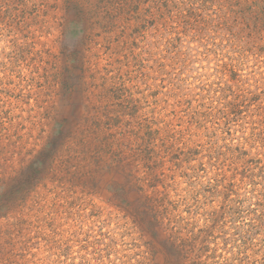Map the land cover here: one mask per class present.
Here are the masks:
<instances>
[{
	"label": "trees",
	"instance_id": "obj_1",
	"mask_svg": "<svg viewBox=\"0 0 264 264\" xmlns=\"http://www.w3.org/2000/svg\"><path fill=\"white\" fill-rule=\"evenodd\" d=\"M232 12L237 22L251 29L246 32L234 22L232 29L238 30L233 31L209 24L211 20L205 19L206 15H215L223 24L229 25V21L233 22ZM192 17L203 18L204 26H189ZM127 21L129 25H123ZM32 25H40L45 34L39 35L47 39L54 30L59 31V52L54 53L46 47L47 43L42 50L49 56L54 72L46 74L47 95L36 102L42 109L41 117L47 121L52 119L56 86L65 91L73 85L84 98L88 97L87 108L93 114L95 107L96 110L107 108L90 118L83 117L70 129L63 121H55L51 125L52 136L41 152L48 151L49 157L52 152L58 153L59 159L53 156L43 167L44 185L47 188L48 183H53L59 189L55 208L71 211L74 206L81 209V196L104 168L123 178L125 173L130 176L132 171L137 172L132 161L135 154L127 153V146L128 138L138 129L134 119L142 98L139 97L141 92L136 90V76L129 65L130 59L123 54L127 76L121 64L122 71L109 79L105 95L101 90L104 84L92 90V94L100 98L102 104L99 106L93 104L90 94L86 96L88 82H83L81 73L74 72L80 69L79 62L90 47L93 31L113 32L123 27L125 34L135 30L147 34L149 29H155L156 66L163 65L162 69L166 58L163 53L181 42L189 27L198 33L209 30L218 35V31L223 33L229 43H218L222 52L218 54L213 81L186 89L183 88L184 78L178 74L162 97L156 89V107L165 103L156 112L167 110V105L172 109L167 112L170 120L164 124L156 116V133L148 127L147 138L151 142L156 138V204L153 203L151 208L152 211L156 209V222L160 228L171 227L173 233L169 240L174 246L185 247L188 253L198 252L201 262L211 260V264H224L217 260L223 259V254H218L219 248L213 249L210 245L217 243L218 240L210 237L219 232L224 234L223 249L232 242L238 247L237 252L232 248L225 249L232 253L226 258L227 264H250L241 248L248 244L246 235L250 229L242 230L238 224L233 237H228L225 231L228 224L220 226L219 221L225 216L234 224L240 218L247 219L248 215L260 211L264 214V46L258 42L264 38V0H62L51 7L40 0H0V30L14 34L16 44L20 31L31 29ZM35 31L39 32L38 29ZM19 39L29 41L30 37L25 35ZM126 43L128 48V39ZM113 45L114 41L106 46L108 49L102 45L108 58L114 50ZM17 55L19 57V52ZM195 137L206 140L199 142ZM54 161L59 163L55 168L52 167ZM44 163L41 160V165ZM153 200L150 197V201ZM184 214L188 216L184 217ZM6 216L9 215L1 214L0 219ZM199 217L204 219L201 226L196 225ZM14 218L19 217L14 215ZM80 220L84 225L83 214ZM251 220L252 223L247 225L256 228L258 218ZM22 223L18 219L0 226ZM102 229L98 231L102 237L96 238V244L109 240L105 244L114 247L119 243ZM7 231V234H13L10 226Z\"/></svg>",
	"mask_w": 264,
	"mask_h": 264
},
{
	"label": "rangeland",
	"instance_id": "obj_2",
	"mask_svg": "<svg viewBox=\"0 0 264 264\" xmlns=\"http://www.w3.org/2000/svg\"><path fill=\"white\" fill-rule=\"evenodd\" d=\"M40 1L46 2L50 7L56 5V2L62 3V0ZM230 18L233 22L229 21V25H226L215 15L205 16L206 20H211L209 24L226 27L229 30H238L232 29L234 22L246 32L251 29L237 22L233 12ZM250 21L254 22L252 19ZM127 23L128 21L123 22V25L126 26ZM195 25L204 26L203 18L192 17L189 26L195 27ZM123 29L119 27L113 32L100 29L93 31L89 38L90 47L86 50L83 60L79 62L80 69L74 72L81 73L83 82H88L86 96L90 94V100L99 106L102 104L99 102L100 98L94 96L92 90L104 84L101 90L105 95L108 92L109 79L115 73L122 71L121 64L127 76V67L124 64L126 56L124 57L123 54L130 59L129 65L136 76V90L141 92L139 97L142 98L134 119L138 129L128 138L127 146V153L135 154L132 161L137 172L132 171V176L125 173L123 178L104 168L98 174V179L88 185L86 194L81 196L79 200L83 202L81 209L79 206H74L73 211L67 208H55L54 203L57 201L55 196L59 189L55 188L53 183H48L47 188L44 185L46 175L43 167L53 156L59 159L58 153L52 152L49 157L48 151L44 154L41 152L46 141L52 136L51 125L55 121H63L66 128L70 129L83 117L92 116L93 113L87 108L90 101L88 97L84 98L82 93L77 92L73 85L71 89L65 91L56 86L52 119L49 120L52 123L49 124V121L41 117L42 109L36 102L42 101L45 94L47 95L46 74L54 72L49 56L42 53L44 43H47L46 47H50L54 53H58L59 31L54 30L50 39H47L40 37L39 34H45L40 25H32L31 29L19 33V38L27 35L30 37L29 41L18 38L16 44L14 34L0 30V215H9L0 219V225L6 222L14 223L18 219L23 222L18 226L11 224L0 226V264H211L213 262L210 260L203 263L198 258V252L188 253L185 247L174 246L169 240V235L173 233L171 227L166 230L157 224L156 209L152 211L151 208L153 203L156 204V138L151 142L147 138V133L148 127H152L156 133V116L163 120L162 124L171 118L167 113L172 109L169 105L167 110L156 112L165 104L163 102L156 107V89L159 92L158 96L162 97L163 92L178 74L184 78L183 88L186 89L213 81L215 77L212 74L215 73L216 64L219 62L218 54L222 52L218 43L227 44L229 40L224 39L221 31H218L220 35L210 30L198 33L189 27L183 40L163 53L166 58L162 69L163 65L156 66L155 29H149L147 34L145 31L137 32V30L125 34L122 32ZM127 39L128 48H126ZM108 41L111 43L114 41V50L109 58L105 55V48L102 47V45L105 47L110 45ZM123 41L125 43L122 45ZM258 42L264 46V38ZM243 43L244 41L241 45ZM20 48L23 50L19 51ZM161 49L162 46L159 50ZM50 58L53 59V56ZM83 69L87 73L82 71ZM106 110L107 108L96 110L95 107L93 116ZM195 139L199 142L206 140L198 137ZM41 160L45 161L44 165H41ZM58 165L57 161L52 163L53 168ZM117 193L118 195L115 196L114 194ZM150 197L154 200L150 201ZM122 200L126 202H121ZM71 213L75 214L71 215ZM260 213L261 211L255 215H248L247 219L240 218V221L234 224L225 216L219 221L220 226L223 223L228 224L225 229L228 237H233L238 224L242 226V230L250 229L246 235L248 244L241 247L242 251L245 250L243 256H248L250 264H264V214ZM81 214L84 225L80 220ZM14 215L19 218L15 219ZM186 216L188 215L184 214V217ZM255 217L258 218L256 221L258 225L252 228L247 223L251 224V219ZM199 218L196 221L197 226L204 224V219ZM9 226L13 234H7L6 229ZM101 229L106 235L118 239L119 243L114 247L106 245L109 240L104 241L106 244H96V238L102 237L98 235ZM220 234L217 232L210 237L211 240H218L217 243L210 245L213 249L219 248L218 254H223V259L217 258V260L227 264L229 261L226 262V258L231 257L232 253H228L225 249L232 248L237 252L238 247H234L237 244L232 242L223 249L224 234ZM14 236L16 238L12 240ZM241 237L242 235L239 238Z\"/></svg>",
	"mask_w": 264,
	"mask_h": 264
}]
</instances>
